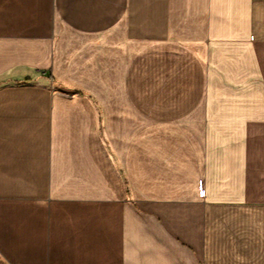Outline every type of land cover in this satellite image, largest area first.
<instances>
[{
  "label": "crops",
  "instance_id": "crops-1",
  "mask_svg": "<svg viewBox=\"0 0 264 264\" xmlns=\"http://www.w3.org/2000/svg\"><path fill=\"white\" fill-rule=\"evenodd\" d=\"M0 264H264V0H0Z\"/></svg>",
  "mask_w": 264,
  "mask_h": 264
},
{
  "label": "rangeland",
  "instance_id": "rangeland-1",
  "mask_svg": "<svg viewBox=\"0 0 264 264\" xmlns=\"http://www.w3.org/2000/svg\"><path fill=\"white\" fill-rule=\"evenodd\" d=\"M177 54H179V53H177ZM151 55H153V54L150 53L149 55L145 56V58L143 59V66H142L144 71H146V73L144 74L143 81L145 80L148 87L146 86L145 88L142 89V91L140 89L136 90V89L132 88L133 90H131L130 94H128V96L135 97V96H139V93L141 92L142 97L147 99L149 106H146V107H149V108H150V100L149 99L154 97L153 96L154 92H157L151 88L152 77H155L154 74H151V69L153 68V58ZM179 55H181V54H179ZM96 60H97L96 61L97 72H95V74H89L87 76H84V78L88 79L89 84L92 86L93 90L88 91V90H82V89H73L67 85V86H63V89H61V92L65 93V94H73L76 92H82L83 91V92L88 93L90 95V97H101L102 98L104 96V90H103L104 74H103L102 64H99V62H100L99 60L102 61V59L96 58ZM154 64L157 65V61H155V59H154ZM194 85H195V81L193 78V86ZM196 92L197 91L193 88L192 96H196V94H197ZM113 93H114V91H113ZM113 96H115V94H113ZM139 97H141V96H139Z\"/></svg>",
  "mask_w": 264,
  "mask_h": 264
}]
</instances>
